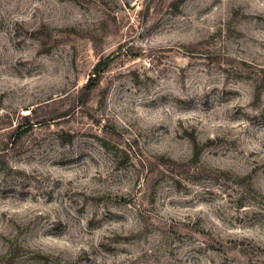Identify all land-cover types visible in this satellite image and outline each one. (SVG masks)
I'll use <instances>...</instances> for the list:
<instances>
[{
	"label": "rangeland",
	"instance_id": "374dc122",
	"mask_svg": "<svg viewBox=\"0 0 264 264\" xmlns=\"http://www.w3.org/2000/svg\"><path fill=\"white\" fill-rule=\"evenodd\" d=\"M0 264H264V0H0Z\"/></svg>",
	"mask_w": 264,
	"mask_h": 264
},
{
	"label": "trees",
	"instance_id": "16d2710c",
	"mask_svg": "<svg viewBox=\"0 0 264 264\" xmlns=\"http://www.w3.org/2000/svg\"><path fill=\"white\" fill-rule=\"evenodd\" d=\"M105 66L106 64L104 61L99 60L98 62H96L93 68V74L89 76V78L86 80V83L82 87L87 89L88 91L92 90L98 80V75L100 74V72L104 71ZM24 131L26 130L24 129L21 132Z\"/></svg>",
	"mask_w": 264,
	"mask_h": 264
}]
</instances>
